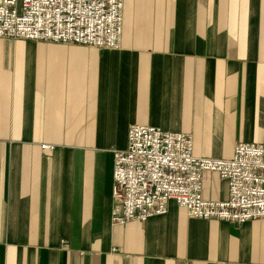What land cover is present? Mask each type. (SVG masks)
I'll use <instances>...</instances> for the list:
<instances>
[{
  "label": "crops",
  "instance_id": "crops-1",
  "mask_svg": "<svg viewBox=\"0 0 264 264\" xmlns=\"http://www.w3.org/2000/svg\"><path fill=\"white\" fill-rule=\"evenodd\" d=\"M132 124L189 134L199 157L264 146V0H123L114 50L0 39V264H264V218L169 200L111 222ZM202 196L226 200L227 182L204 173Z\"/></svg>",
  "mask_w": 264,
  "mask_h": 264
},
{
  "label": "built area",
  "instance_id": "built-area-1",
  "mask_svg": "<svg viewBox=\"0 0 264 264\" xmlns=\"http://www.w3.org/2000/svg\"><path fill=\"white\" fill-rule=\"evenodd\" d=\"M123 0H0V39L118 49ZM189 134L132 124L113 152V224L144 222L169 200L194 219L241 225L264 218V146L238 142L230 159L197 157ZM42 149L50 145H41ZM227 182L224 201L202 196L203 174Z\"/></svg>",
  "mask_w": 264,
  "mask_h": 264
},
{
  "label": "rangeland",
  "instance_id": "rangeland-1",
  "mask_svg": "<svg viewBox=\"0 0 264 264\" xmlns=\"http://www.w3.org/2000/svg\"><path fill=\"white\" fill-rule=\"evenodd\" d=\"M37 42H39V41H37ZM45 42V41H44ZM53 43V42H52ZM58 44V43H57ZM197 157H199V156H197ZM203 158H207V157H203ZM219 159V158H218ZM166 214V213H165ZM164 215V214H163ZM161 216V215H160ZM155 217V216H154ZM132 222H134V221H132ZM129 223V222H128ZM127 224V223H126ZM119 225V224H118ZM124 225V224H123Z\"/></svg>",
  "mask_w": 264,
  "mask_h": 264
},
{
  "label": "bare ground",
  "instance_id": "bare-ground-1",
  "mask_svg": "<svg viewBox=\"0 0 264 264\" xmlns=\"http://www.w3.org/2000/svg\"><path fill=\"white\" fill-rule=\"evenodd\" d=\"M261 219H263V218H261Z\"/></svg>",
  "mask_w": 264,
  "mask_h": 264
}]
</instances>
